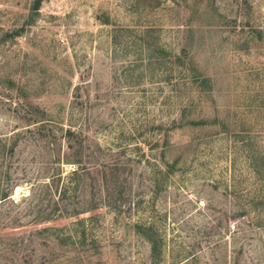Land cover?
Returning a JSON list of instances; mask_svg holds the SVG:
<instances>
[{"label": "rangeland", "instance_id": "rangeland-1", "mask_svg": "<svg viewBox=\"0 0 264 264\" xmlns=\"http://www.w3.org/2000/svg\"><path fill=\"white\" fill-rule=\"evenodd\" d=\"M34 1L0 0V264H264V0ZM65 144L115 209L28 210Z\"/></svg>", "mask_w": 264, "mask_h": 264}, {"label": "trees", "instance_id": "trees-1", "mask_svg": "<svg viewBox=\"0 0 264 264\" xmlns=\"http://www.w3.org/2000/svg\"><path fill=\"white\" fill-rule=\"evenodd\" d=\"M40 3V0H35L33 7H38ZM35 9V8H34ZM66 136L71 137L73 136V132L70 131V129H67L65 131ZM66 150L70 154H65L64 156L59 157L56 159V165L54 166L52 172L49 176L44 177L43 180H39L35 183L29 184L28 188V194L26 196L21 197L22 201L27 202L28 204V210L33 209L35 207H38L39 210L37 212V215H41L44 212L47 211V207H54V211H58V214L55 218H59L63 216V212L61 210H58V205L63 203V201L71 198L72 200H75L72 202L73 206H77V199L82 196V194L85 192L84 187L87 188L90 194V202L88 204L90 205V209L93 211L96 208V205L99 204L97 200H95V196L100 193L101 189L104 190L107 193V196L110 197L112 200V193L115 190H118V193H120L119 185H118V167H121L118 158H114L110 160L106 167L109 168V171L104 170V167L101 162H97L96 157L99 154L100 149L96 148L95 151H89V155L93 158L95 156V162L93 164H86L85 167H79L80 162L79 159L75 160V157L77 155H80V152L82 149H84L83 144H65ZM87 148V146H86ZM73 158V160H72ZM175 164V163H174ZM62 165H72L74 168L71 172L67 174H63L61 172V166ZM174 166L172 165L169 167L168 171L166 173H170L171 169H173ZM51 171V170H50ZM106 172V173H105ZM49 173V172H48ZM108 178V179H107ZM108 180V181H107ZM16 184L12 186V188H15ZM12 191V189H11ZM96 191V193H94ZM52 197L55 198L52 199ZM37 198V199H36ZM46 201V206H41V201ZM9 201L11 206H16V202H12L10 198V191L9 194L1 191L0 192V204ZM104 202V199L102 200ZM80 203V202H79ZM16 204V205H15ZM32 204V205H31ZM37 204L39 206H37ZM111 207L115 209L117 207L116 200H112ZM103 206V205H102ZM65 208V207H64ZM66 211V208L64 209ZM66 213V212H64ZM79 213L76 211H73V209L70 211V216L72 219H76L78 217ZM17 218H12V221L16 224L18 223ZM43 220H47L46 218H43ZM34 221V220H33ZM48 222V220H47ZM80 222H83V219L75 220L76 224H79ZM18 225V224H16ZM136 225V224H135ZM22 227V226H18ZM137 233L140 234L142 237H145V240L153 246V239L152 237V231L151 228L148 226L138 225L134 226ZM47 230H50V228H43L41 229V232L45 233ZM81 236H84V233L81 232ZM50 238V237H49ZM83 238V237H81ZM67 239V238H66ZM59 244L64 243V237L56 238V240Z\"/></svg>", "mask_w": 264, "mask_h": 264}, {"label": "built area", "instance_id": "built-area-1", "mask_svg": "<svg viewBox=\"0 0 264 264\" xmlns=\"http://www.w3.org/2000/svg\"><path fill=\"white\" fill-rule=\"evenodd\" d=\"M200 205H202V203H200ZM233 228H234L233 226H230V230H233Z\"/></svg>", "mask_w": 264, "mask_h": 264}]
</instances>
